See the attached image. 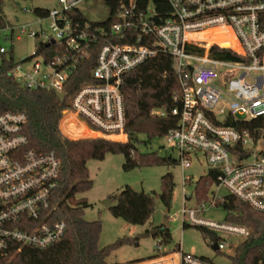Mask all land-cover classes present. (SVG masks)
Listing matches in <instances>:
<instances>
[{
  "label": "built area",
  "instance_id": "obj_1",
  "mask_svg": "<svg viewBox=\"0 0 264 264\" xmlns=\"http://www.w3.org/2000/svg\"><path fill=\"white\" fill-rule=\"evenodd\" d=\"M56 1L58 8L48 10L46 17L0 30L9 31L5 40L11 44L27 37L46 49L55 44L58 47L52 57L38 53L35 47L29 58L17 62L11 72L14 80L29 90L53 92L62 100L68 97L69 79L89 57L91 46L98 38H105L107 42L97 51L90 81L68 98L59 130L69 140L96 137L123 143L120 141L128 138L122 93L125 76L158 54L172 57L180 86L174 101H179L180 107L171 114L180 123L163 137L167 149L177 153L183 171L194 160L200 165L205 163L207 171L219 172L208 189L206 203L186 207V199L190 198H184L182 224L213 232L217 239L212 245H217V252L232 255L238 244L229 243L230 238L242 242L252 231L229 222L208 221L202 215L217 207V201L224 197L219 195L221 190L264 213L262 139L255 141L248 132L225 125L228 119L250 122L264 118V32L259 25L264 11L262 0H162L170 8L165 18L155 10L154 0H147L144 7L130 0L119 4L114 22L106 26L92 23L105 22L109 15L101 20L84 15L82 7L90 0ZM77 11L85 21H80ZM46 20L48 28L43 27ZM217 49L228 50L243 60H219L215 57ZM7 52L0 47V54ZM30 62L32 65L26 68ZM151 114L165 116L166 112ZM67 121L71 130L62 126ZM26 122L24 113H0L2 255L20 252L23 247L43 250L59 242L67 230L64 220L56 218L60 161L52 151L38 153L28 147ZM78 129L84 132L78 133ZM187 181L185 178L184 183ZM154 248V256L136 264H216L179 248L165 250L161 239Z\"/></svg>",
  "mask_w": 264,
  "mask_h": 264
},
{
  "label": "trees",
  "instance_id": "obj_2",
  "mask_svg": "<svg viewBox=\"0 0 264 264\" xmlns=\"http://www.w3.org/2000/svg\"><path fill=\"white\" fill-rule=\"evenodd\" d=\"M109 11V18L92 26H106L114 22V13L121 2L130 0H102ZM144 7L147 0H137ZM155 10L163 18L170 12L169 5L162 0H154ZM264 3V0H262ZM48 10L33 9L35 17H46ZM76 15L85 21L79 11ZM0 0V30L7 26ZM259 25L264 32V11L259 16ZM106 41L98 38L89 50V57L84 60L68 83V97L59 99L55 93L44 90H29L17 83L11 75L17 65L13 58V49L0 54V113H24L27 122L24 133L28 138V147L38 153L54 152L61 164L60 188L56 191L55 200L59 203L56 218L64 220L67 226L64 237L57 243L43 250L23 247L20 252L0 254V264H118L109 263L108 259L116 249L130 245L133 241L119 239L115 243L101 247L99 244L102 231L100 221H87L84 210L89 205L86 199L76 196L91 190L87 163L90 160L102 161L106 155H122L123 170L128 172L138 167L176 166L178 161L170 155L159 156L158 153L140 154L138 145L146 144L153 139L163 138L170 130L179 127V118L172 116L171 111L180 107L174 96L180 93L175 61L165 54H158L128 73L122 85L124 96L127 141L123 143L103 139L69 140L59 130L62 111L68 107V98L85 82L90 81V72L95 64V57L100 46ZM57 44L45 48L37 43V52L52 57L58 49ZM215 57L219 60L241 62L243 59L225 49H217ZM48 57V58H49ZM152 111H165V116L151 114ZM70 122L62 126L69 129ZM227 126L246 131L255 140H264V118L250 122H225ZM81 133L84 132L81 130ZM144 138V139H143ZM264 154V150L261 151ZM219 172L209 169L195 183L194 195L200 204L206 203L207 192L216 182ZM162 194L159 199L169 207L170 192L173 185L172 175L163 178ZM155 193H137L126 187L121 192L109 197L108 210L116 218L133 226L146 225L154 213ZM226 213V222L245 226L252 231L246 240L240 242L232 255L224 256L228 264H264V213L252 209L239 199L225 195L217 201ZM183 229L189 228L183 224ZM196 228L203 238L209 239L210 245L217 237L202 227ZM162 244L170 239L169 229H159ZM211 261V260H210Z\"/></svg>",
  "mask_w": 264,
  "mask_h": 264
},
{
  "label": "rangeland",
  "instance_id": "obj_3",
  "mask_svg": "<svg viewBox=\"0 0 264 264\" xmlns=\"http://www.w3.org/2000/svg\"><path fill=\"white\" fill-rule=\"evenodd\" d=\"M3 13L7 20L9 28H16L19 25L34 23L36 20L33 9L42 8L51 10L58 8L56 0H1ZM84 15L91 20L105 19L109 15L108 9L104 6L102 0H90L82 7ZM49 22H43V27L48 28ZM35 26V25H34ZM16 33V30L15 32ZM9 34L8 30L0 31V47L9 51L13 49V58L15 62L29 58L38 43L27 37L15 40L12 44L5 40ZM32 62L25 65L29 68ZM96 138V137H95ZM86 137L85 139H95ZM144 139V138H143ZM117 140H115L116 142ZM125 141V140H124ZM121 140L120 142H124ZM119 142V141H117ZM140 154L156 152L159 156L170 155L177 160L178 155L175 151L168 150L167 142L164 138L153 139L146 144L140 143L138 146ZM261 149H264V140L261 142ZM200 162H202L199 156ZM124 158L122 155L108 154L102 161L90 160L87 163L88 173L92 181L90 191L77 195V199H86L89 207L84 210V218L87 221H100L102 231L99 244L101 247L115 243L119 239L136 240L130 245H124L116 249L110 255L109 263L118 264H136L155 255L154 245L160 241V234L155 237L141 238V235L149 231L158 230L166 220L171 239L167 244H162L165 250L181 249L182 252L192 256L206 258L216 264H228L224 256L226 253H218L212 249L209 239L203 238L201 233L194 227L183 229L181 210L186 199V207H197L200 205L199 199L194 195L195 183L207 173V166L202 162L192 160L190 168L182 170L179 165L176 166H149L138 167L131 171L123 170ZM172 175V188L170 192L169 207L159 199L162 194V178L166 174ZM189 181L184 183V179ZM129 187L137 193L152 194L154 197V213L149 222L144 226H133L120 219L114 218L108 208L103 206L108 198ZM219 195L225 196L226 192L221 190ZM113 205V203H110ZM167 210V213H165ZM202 218L216 223L226 222V213L220 206L206 210ZM241 240L230 238L229 243L239 244Z\"/></svg>",
  "mask_w": 264,
  "mask_h": 264
},
{
  "label": "water",
  "instance_id": "obj_4",
  "mask_svg": "<svg viewBox=\"0 0 264 264\" xmlns=\"http://www.w3.org/2000/svg\"><path fill=\"white\" fill-rule=\"evenodd\" d=\"M52 43V42H51ZM107 203H103V206L104 207H106V208H108L109 207V204H110V201L109 200H107L106 201ZM165 213H167V210H166V212ZM161 228L162 229H167L168 228V223L166 222V220L163 222V224L161 225ZM159 234V231L158 230H152V231H149L147 234H144V235H141L140 237L141 238H147V237H155L156 235H158ZM212 249L214 250V251H217V245L216 244H213L212 245Z\"/></svg>",
  "mask_w": 264,
  "mask_h": 264
},
{
  "label": "bare ground",
  "instance_id": "obj_5",
  "mask_svg": "<svg viewBox=\"0 0 264 264\" xmlns=\"http://www.w3.org/2000/svg\"><path fill=\"white\" fill-rule=\"evenodd\" d=\"M231 40V39H230ZM231 42V45H232V47L234 48V49H236V46H235V43L231 40L230 41ZM222 44V43H221ZM223 45H225V46H227L228 44L227 43H223ZM72 128H71V125H70V127H69V130H71ZM76 128H74V130H75ZM78 133H81V131H80V129H78V131H77ZM83 133V132H82Z\"/></svg>",
  "mask_w": 264,
  "mask_h": 264
},
{
  "label": "crops",
  "instance_id": "obj_6",
  "mask_svg": "<svg viewBox=\"0 0 264 264\" xmlns=\"http://www.w3.org/2000/svg\"><path fill=\"white\" fill-rule=\"evenodd\" d=\"M70 127V126H69Z\"/></svg>",
  "mask_w": 264,
  "mask_h": 264
}]
</instances>
